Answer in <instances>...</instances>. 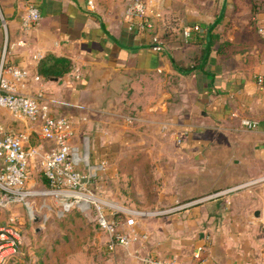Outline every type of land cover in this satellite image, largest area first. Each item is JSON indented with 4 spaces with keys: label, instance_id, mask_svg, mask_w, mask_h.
I'll list each match as a JSON object with an SVG mask.
<instances>
[{
    "label": "crops",
    "instance_id": "obj_1",
    "mask_svg": "<svg viewBox=\"0 0 264 264\" xmlns=\"http://www.w3.org/2000/svg\"><path fill=\"white\" fill-rule=\"evenodd\" d=\"M91 1L0 0V65L26 71L24 93L40 92L53 116L73 121L77 169L87 167L93 194L137 239L110 252L92 209L60 210L49 245L22 229L10 263L46 264L52 247L56 264H264L246 233L264 222V93L254 81L264 73V0H153L162 18L152 33L129 28L126 0ZM30 4L41 20L25 32ZM191 26L201 32L185 41L181 30ZM51 57L69 61V73L44 78ZM0 124L26 133V147L42 142L39 123L0 109ZM173 132L186 134L179 147Z\"/></svg>",
    "mask_w": 264,
    "mask_h": 264
},
{
    "label": "built area",
    "instance_id": "obj_2",
    "mask_svg": "<svg viewBox=\"0 0 264 264\" xmlns=\"http://www.w3.org/2000/svg\"><path fill=\"white\" fill-rule=\"evenodd\" d=\"M87 4L92 6V1L88 0ZM154 6L153 0H126L125 17L129 28L152 33L155 21L162 18L161 8L156 9ZM40 20L37 7L27 5L20 19L21 29L25 32L35 30ZM200 30L199 26L183 27L181 36L187 41L193 34L200 33ZM258 32L264 34V29ZM152 43L156 50H160L157 37L152 38ZM29 79L27 72L22 69L0 65V109L6 110L15 119H24L31 124L39 123L42 141L26 147V133L8 131L0 124V264H9L17 259L23 245L22 228L17 218L3 222L1 213L12 205L38 195H55L60 198L63 212L78 209L87 213L92 209L96 225L109 236L108 250L111 252L117 247L127 248L137 239L136 233L121 230L119 215L108 211L91 192L92 175L77 169L81 159L72 145L75 136L73 121L66 116H53L48 106L41 102L40 92L36 95L24 93ZM31 79L39 81L36 76ZM254 81L264 93V73L256 75ZM241 124L249 130L256 128V123L248 120H242ZM32 164L38 166L46 181L47 188L42 191L26 190ZM65 205L69 207L65 208ZM200 251L198 248L193 257L203 262ZM140 260L144 264H176L173 260L150 257Z\"/></svg>",
    "mask_w": 264,
    "mask_h": 264
},
{
    "label": "rangeland",
    "instance_id": "obj_3",
    "mask_svg": "<svg viewBox=\"0 0 264 264\" xmlns=\"http://www.w3.org/2000/svg\"><path fill=\"white\" fill-rule=\"evenodd\" d=\"M169 137H170V141L173 142L174 146L179 147L182 144L183 139L186 137V134L179 135L173 132L170 133ZM195 138L197 139L196 136ZM180 153L181 152H179V154ZM191 153L196 155H199V153H201L203 157H206L205 154H208V151L198 152L195 149L194 151H191ZM174 156L179 157L177 151L174 152ZM79 169H81V171L83 172L87 171V167L83 165H80ZM44 180L45 179L43 178L40 169L38 168V166H35L34 171L29 173V179L26 184V190L38 192L46 189L47 187L44 183ZM90 185L93 187L92 182L90 183ZM124 190H125L124 192L129 191L130 185L127 184L126 189ZM91 191L92 193H94L93 189ZM59 199L60 198L56 197L55 195H46V196L38 195V196L29 197L24 202H20L18 204L12 205L11 206L12 208L9 207L10 209L8 208L3 210V212L1 213V219L3 222H9L10 218L12 216H15L14 218L22 220L21 222L23 224L22 225L23 235L27 236L29 234V239H33V241H35L37 244L43 243L45 245H49L48 242L52 238V233H55V231L57 230L55 228V223H57L58 220L56 214L60 210H63V206L60 204ZM32 216L34 217V220H32ZM232 217L235 216H230V222L235 220L238 223L242 222L240 224L244 226L249 225V222L247 223V220H245L244 216H237L234 219ZM261 217L262 215L261 216L258 215L257 217L252 215L250 216V219L251 221H256L259 218L261 219ZM35 219H37L38 222H35ZM121 219L122 220L125 219L124 215L121 216ZM123 223H124L123 221H120L121 225ZM247 230H248L246 232L248 235L247 238L250 242L251 249L255 251L254 242H257L256 245L260 244L261 249L264 252V222L263 223L259 222V225L253 227L249 225L247 227ZM48 248H49L48 250H50V253L46 264H56L55 263L56 259L53 254L54 249H52V247H48ZM65 253H68V250H66Z\"/></svg>",
    "mask_w": 264,
    "mask_h": 264
},
{
    "label": "trees",
    "instance_id": "obj_4",
    "mask_svg": "<svg viewBox=\"0 0 264 264\" xmlns=\"http://www.w3.org/2000/svg\"><path fill=\"white\" fill-rule=\"evenodd\" d=\"M42 75L46 79H60L65 74L69 73L70 63L65 59L48 58L43 64ZM46 185V181L44 180Z\"/></svg>",
    "mask_w": 264,
    "mask_h": 264
},
{
    "label": "water",
    "instance_id": "obj_5",
    "mask_svg": "<svg viewBox=\"0 0 264 264\" xmlns=\"http://www.w3.org/2000/svg\"><path fill=\"white\" fill-rule=\"evenodd\" d=\"M53 80H55V79H53ZM255 216L257 217L258 216V214H255ZM36 222H38V220L36 219Z\"/></svg>",
    "mask_w": 264,
    "mask_h": 264
},
{
    "label": "bare ground",
    "instance_id": "obj_6",
    "mask_svg": "<svg viewBox=\"0 0 264 264\" xmlns=\"http://www.w3.org/2000/svg\"><path fill=\"white\" fill-rule=\"evenodd\" d=\"M64 207L66 208V207H69V206L65 205Z\"/></svg>",
    "mask_w": 264,
    "mask_h": 264
}]
</instances>
